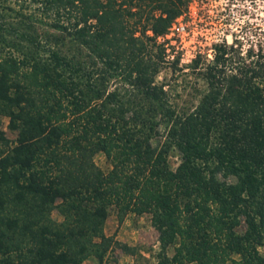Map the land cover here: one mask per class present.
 Instances as JSON below:
<instances>
[{"label": "trees", "instance_id": "1", "mask_svg": "<svg viewBox=\"0 0 264 264\" xmlns=\"http://www.w3.org/2000/svg\"><path fill=\"white\" fill-rule=\"evenodd\" d=\"M24 4L99 71L84 73L53 44L39 51ZM186 5L0 0V14L17 10L19 19L0 23V264H101L115 247L135 255L104 232L110 208L118 223L129 212L148 215L155 264H264V29L246 47L235 35L215 43L201 66L195 55L205 88L176 107L155 81L165 62L158 35ZM111 77L120 83L108 89ZM159 120L160 148L149 141ZM170 146L179 154L173 168ZM98 151L107 170L93 161Z\"/></svg>", "mask_w": 264, "mask_h": 264}, {"label": "rangeland", "instance_id": "2", "mask_svg": "<svg viewBox=\"0 0 264 264\" xmlns=\"http://www.w3.org/2000/svg\"><path fill=\"white\" fill-rule=\"evenodd\" d=\"M16 11H3L0 14V23L19 20ZM23 11L29 14V17L28 20L25 17L22 19L31 23L34 34L41 39L40 45L38 44L39 51L45 54L47 47L53 44L54 48L81 62L84 73L99 71V65L91 62L85 50L67 36L63 37L57 28L51 27L43 13L28 4H24ZM179 15L174 22L180 23L182 27L168 28L158 38L159 41H165V62L156 74L155 81L163 85L170 103L176 107H186L194 104L205 88L200 69L191 67L192 58L199 55L197 61L201 66L208 57L209 47L222 39L230 42L234 35L242 47L259 41L264 29V0H187L186 8ZM44 38L46 39L42 42ZM119 83V79L112 77L105 82L108 89ZM6 122V117H2L1 125L6 135L13 137L14 132L7 128ZM163 134L164 122L159 120L156 134L149 139L150 145L162 147ZM165 153L169 166L175 167L179 161L178 151L174 146H170ZM93 161L103 170L110 166L100 151L93 155ZM227 179L233 180V177L228 176ZM51 216L57 220L61 219L56 209L51 211ZM242 228L243 224L238 227L239 230ZM103 230L106 234H113L121 242L134 245L137 252L132 255L115 247L106 253L101 264H131L134 259L142 264H155L157 230L151 225L147 214L129 212L118 223L114 210L110 208ZM258 249L264 255V245L258 246ZM171 251L170 248L169 252ZM83 264L97 263L94 258L87 257Z\"/></svg>", "mask_w": 264, "mask_h": 264}, {"label": "built area", "instance_id": "3", "mask_svg": "<svg viewBox=\"0 0 264 264\" xmlns=\"http://www.w3.org/2000/svg\"><path fill=\"white\" fill-rule=\"evenodd\" d=\"M179 16H180V15L176 16L174 19H178ZM174 19L171 21V25H170L168 28H171V29H172V28H174V29H178L179 27L181 28L182 25H181L180 23H177V24H176V23L174 22ZM160 36H161V35H158V38H159ZM212 50H213V46L208 48V51H207V55H208V57L211 56V54H212Z\"/></svg>", "mask_w": 264, "mask_h": 264}]
</instances>
